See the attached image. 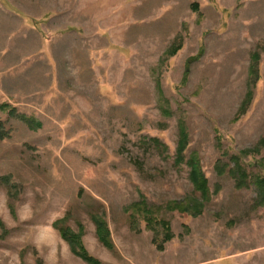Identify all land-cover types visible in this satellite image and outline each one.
Returning a JSON list of instances; mask_svg holds the SVG:
<instances>
[{"label":"rangeland","instance_id":"obj_1","mask_svg":"<svg viewBox=\"0 0 264 264\" xmlns=\"http://www.w3.org/2000/svg\"><path fill=\"white\" fill-rule=\"evenodd\" d=\"M181 123L200 216L167 208L194 189ZM262 140L264 0H0V264H87L65 217L103 264H264Z\"/></svg>","mask_w":264,"mask_h":264},{"label":"trees","instance_id":"obj_2","mask_svg":"<svg viewBox=\"0 0 264 264\" xmlns=\"http://www.w3.org/2000/svg\"><path fill=\"white\" fill-rule=\"evenodd\" d=\"M177 50V49H176ZM176 52V51H175ZM174 55V54H173ZM260 63H261V55L259 53L253 55V60L250 68V81H249V92L245 100L243 101L240 113L245 114L251 105L254 97V92L252 90L253 85L256 86L257 83L261 80V70H260ZM252 86V87H251ZM157 143V142H156ZM260 144L264 146V140H262ZM158 146L162 147V145L158 142ZM189 147V134L187 131V127L184 123L180 124L179 127V142L177 148V159L176 163L186 164L190 168L189 179L190 182L193 184V195L189 198H186L184 201L180 202H171L170 205L167 207L173 211H180L182 213H187L195 216H200L203 214V210L205 204L210 202L211 191L209 188V182L202 170V165L200 159L196 154H192L190 157L186 156L187 149ZM259 149V148H258ZM258 149H254L252 152H257ZM164 150V149H163ZM232 160L236 163V166L230 170L231 175L239 180L246 179L245 171H241L243 169L241 165V159L239 157H232ZM137 166L143 167V165L136 161ZM226 168L223 169L221 173H225ZM241 179V180H240ZM241 184V183H240ZM241 187V186H240ZM261 190L264 192V184L260 185ZM197 194H200V197L204 199V201L198 198ZM68 217L63 218L60 221H56L54 223V227L60 232L62 239L67 242L70 246L72 253L77 256L78 258L82 259L87 264H103L97 258L93 257L89 252L86 250L82 236H83V228H80V233H75L71 228H69L65 223L67 222ZM92 220L96 225L97 237L99 241L108 249L114 250V244L111 237V232L106 223L105 219L102 217H98L97 215L92 216ZM167 231H169V225L167 223L164 224ZM172 237H166V241L171 240Z\"/></svg>","mask_w":264,"mask_h":264}]
</instances>
